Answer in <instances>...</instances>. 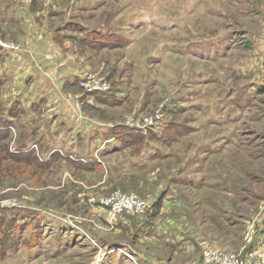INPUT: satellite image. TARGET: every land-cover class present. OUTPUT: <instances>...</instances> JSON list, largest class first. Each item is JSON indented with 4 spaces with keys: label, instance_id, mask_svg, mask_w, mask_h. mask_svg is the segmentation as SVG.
<instances>
[{
    "label": "rangeland",
    "instance_id": "obj_1",
    "mask_svg": "<svg viewBox=\"0 0 264 264\" xmlns=\"http://www.w3.org/2000/svg\"><path fill=\"white\" fill-rule=\"evenodd\" d=\"M0 40L50 86L22 125L0 84V213L16 232L0 264H102L112 247L138 259L106 264H201L206 245L261 243L264 0H0ZM46 103L75 138L43 152L27 136ZM4 147L36 163L9 162ZM115 193L151 204L150 223L107 221L91 198Z\"/></svg>",
    "mask_w": 264,
    "mask_h": 264
},
{
    "label": "crops",
    "instance_id": "obj_2",
    "mask_svg": "<svg viewBox=\"0 0 264 264\" xmlns=\"http://www.w3.org/2000/svg\"><path fill=\"white\" fill-rule=\"evenodd\" d=\"M26 56L27 55H24L21 52L0 49V84H3L6 89L1 97V102L4 104L7 103L8 105L6 104V106H9V108L11 106H17L24 109L21 118L22 120L19 121L22 125L30 120L31 116L33 117L32 111L30 110L41 104V98H46L45 90L50 87L47 84L46 79L40 80V78L35 76L34 71L29 70L28 73H25L27 68L30 69L33 67L32 62H28ZM24 68L26 69L23 70ZM78 75L79 74L75 72L68 73L65 76V81L67 83H73ZM28 76L34 77L29 85L24 82L26 79H30ZM7 80L13 81V86L9 82V86L12 87L11 89H8V84H4ZM51 105V103H46L44 107L43 104L41 105V108L43 109H41L40 121L36 124L34 133L33 131H30L33 135L27 136L29 139L33 138L38 142H42L43 152L51 151V147L53 146L52 142L56 140L64 141L67 139L68 141H72V139L75 138V135L72 134L74 132L73 129L69 128L71 127L72 122L68 115L64 113V109L57 106L50 107ZM6 116L9 119H12V115L10 116L9 113H7ZM62 125L64 126L62 127ZM70 151H76L75 147L70 146ZM131 252L132 251H128V249L124 247L107 248L104 251L103 256L105 257H103L102 264H106L107 261L113 263L118 260L126 263L124 261L127 260L128 255L134 257ZM135 254L136 259H138V254Z\"/></svg>",
    "mask_w": 264,
    "mask_h": 264
},
{
    "label": "built area",
    "instance_id": "obj_3",
    "mask_svg": "<svg viewBox=\"0 0 264 264\" xmlns=\"http://www.w3.org/2000/svg\"><path fill=\"white\" fill-rule=\"evenodd\" d=\"M14 47L13 44L0 40V49L13 51L17 49ZM79 81L82 85L84 78L79 79ZM98 88L101 91L106 90L104 85L98 86ZM154 119L159 120V118L146 117L144 125L147 127L153 125ZM144 125L131 124V126L138 127L139 130L144 129ZM91 202L107 210V221L109 222L122 212L144 216L150 215L153 212L151 204L133 194L115 193L109 197L91 198ZM128 257L133 259L130 255ZM201 264H264V235L261 243L257 246L243 249L239 252L227 251L212 245H206L202 248Z\"/></svg>",
    "mask_w": 264,
    "mask_h": 264
},
{
    "label": "trees",
    "instance_id": "obj_4",
    "mask_svg": "<svg viewBox=\"0 0 264 264\" xmlns=\"http://www.w3.org/2000/svg\"><path fill=\"white\" fill-rule=\"evenodd\" d=\"M98 34L99 33H97V32H93L92 34H90L89 40H91V42L97 41V40H102V38H104V36H105L103 34L102 35L101 34L98 35ZM0 124L1 125H7V123H5V122H1ZM2 151L4 153L3 157L5 156L9 162H13V163H18V162L24 163V162H26V164H30V165H31V162L36 163V161L29 162L30 157H31L30 151H23V152H15L14 153V152H10L7 147L2 148ZM53 155H55V154H53ZM5 216H6V213H4V212L0 213V238L2 236H4V234H6V238H7L5 243H4V240L2 238L0 239V253H2V254H4V252L10 248H15L13 245H11V243L15 242V240L11 236H14V235L16 236L15 229L12 228L15 221L13 220V218H10L9 221H6ZM152 216H153V213L145 216L144 223H143L144 227H146V225L148 223H150L151 219L153 218ZM7 234L10 236H7Z\"/></svg>",
    "mask_w": 264,
    "mask_h": 264
}]
</instances>
